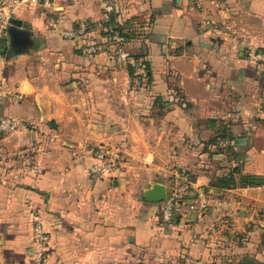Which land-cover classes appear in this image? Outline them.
Instances as JSON below:
<instances>
[{
  "label": "crops",
  "instance_id": "obj_1",
  "mask_svg": "<svg viewBox=\"0 0 264 264\" xmlns=\"http://www.w3.org/2000/svg\"><path fill=\"white\" fill-rule=\"evenodd\" d=\"M198 1L114 0L109 22L99 0L16 16L0 41V82L18 96L0 119L21 124L0 134V264H36L37 224L42 264L264 263V186L213 187L236 168L264 178V64L246 47L264 53V0ZM102 153L120 164L104 178ZM157 184L188 189L176 223L144 199Z\"/></svg>",
  "mask_w": 264,
  "mask_h": 264
},
{
  "label": "built area",
  "instance_id": "obj_2",
  "mask_svg": "<svg viewBox=\"0 0 264 264\" xmlns=\"http://www.w3.org/2000/svg\"><path fill=\"white\" fill-rule=\"evenodd\" d=\"M102 7V11L105 12V21L109 22L112 12H115V2L114 0H99ZM55 0H0V41L6 38L10 25L12 21L15 20L16 16L24 9L43 7L47 9H52L54 7ZM194 4L198 9H201V4L198 0H195ZM104 31L109 35L110 49L116 51L120 58L128 62L129 64L135 66V62L131 57V54L127 51V41L121 36V34L115 29L106 28ZM88 32V26L82 25L80 30L77 31H65L63 36L66 39H76L86 35ZM247 47V58L250 62L260 65L264 64V53H262L258 48L254 47L250 43H246ZM100 47L89 48L88 52L97 53L102 51ZM18 96L12 92H7L5 85L0 82V101L6 99L12 100L16 99ZM22 99V98H20ZM21 127L18 121L4 118L0 119V134H11L17 131ZM99 163L95 164L92 169V175L100 178L110 176L115 173L120 167L119 162L116 159H111L107 153H102L98 157ZM175 177L189 185L190 180L186 173L175 172ZM188 192L187 188H180L173 192V194L168 197L164 202V207L162 209L163 219L168 224L176 223L178 217L184 212V201L185 194ZM202 197V195H201ZM34 239L37 247L36 264H42L44 261V256L49 243V237L44 232L41 224H37L34 228Z\"/></svg>",
  "mask_w": 264,
  "mask_h": 264
},
{
  "label": "trees",
  "instance_id": "obj_3",
  "mask_svg": "<svg viewBox=\"0 0 264 264\" xmlns=\"http://www.w3.org/2000/svg\"><path fill=\"white\" fill-rule=\"evenodd\" d=\"M131 70V74H133ZM237 175H239V181H237ZM241 185L242 187H262L264 186V178L258 176H244L240 169L236 168L231 171L227 176L218 179L213 183V187L222 189H232ZM264 248V242H263ZM240 264H264L252 257H246Z\"/></svg>",
  "mask_w": 264,
  "mask_h": 264
},
{
  "label": "water",
  "instance_id": "obj_4",
  "mask_svg": "<svg viewBox=\"0 0 264 264\" xmlns=\"http://www.w3.org/2000/svg\"><path fill=\"white\" fill-rule=\"evenodd\" d=\"M144 199L149 203H163L168 199V190L166 186L157 184L146 192Z\"/></svg>",
  "mask_w": 264,
  "mask_h": 264
},
{
  "label": "rangeland",
  "instance_id": "obj_5",
  "mask_svg": "<svg viewBox=\"0 0 264 264\" xmlns=\"http://www.w3.org/2000/svg\"><path fill=\"white\" fill-rule=\"evenodd\" d=\"M256 259V258H255ZM257 261H259L258 259H257Z\"/></svg>",
  "mask_w": 264,
  "mask_h": 264
}]
</instances>
